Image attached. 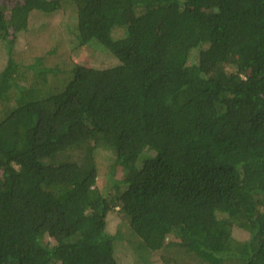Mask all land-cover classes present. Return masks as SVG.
Masks as SVG:
<instances>
[{"label":"trees","instance_id":"obj_1","mask_svg":"<svg viewBox=\"0 0 264 264\" xmlns=\"http://www.w3.org/2000/svg\"><path fill=\"white\" fill-rule=\"evenodd\" d=\"M66 9L115 66L14 58ZM0 42V264H264V0H0Z\"/></svg>","mask_w":264,"mask_h":264},{"label":"rangeland","instance_id":"obj_2","mask_svg":"<svg viewBox=\"0 0 264 264\" xmlns=\"http://www.w3.org/2000/svg\"><path fill=\"white\" fill-rule=\"evenodd\" d=\"M71 9L53 13L50 16L31 17L28 30L17 35L13 56L14 58L25 65L31 64L37 57L46 56L55 46H60V52L64 55H69L70 61L94 68H110L116 65V60L110 53L103 51H95L91 47L80 49L72 53L73 36L67 33V28L74 25ZM73 29V28H71ZM9 60V55L5 44L0 42V72L4 70ZM59 79V78H58ZM60 80V79H59ZM54 82V80H53ZM24 84V83H23ZM104 154V155H103ZM107 153H102L98 158L99 167V185L104 184L108 169L111 166V161L106 157ZM124 172L117 171L116 177L122 178ZM120 222V216L116 213H111L109 217L108 229L111 233H115L117 225ZM233 235L239 241H245L249 238L247 232H243L239 228L233 230ZM169 241V240H168ZM175 248L165 249L162 252L153 253L150 264H165L162 256H171L175 254ZM119 255V264H131L126 261L129 258L127 247L121 246L117 248ZM201 264L196 257L187 259L179 264Z\"/></svg>","mask_w":264,"mask_h":264}]
</instances>
